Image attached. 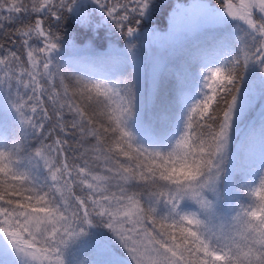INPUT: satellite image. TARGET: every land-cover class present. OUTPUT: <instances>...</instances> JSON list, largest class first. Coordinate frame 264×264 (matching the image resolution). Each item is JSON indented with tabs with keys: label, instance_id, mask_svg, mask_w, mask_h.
I'll list each match as a JSON object with an SVG mask.
<instances>
[{
	"label": "snow or ice",
	"instance_id": "1",
	"mask_svg": "<svg viewBox=\"0 0 264 264\" xmlns=\"http://www.w3.org/2000/svg\"><path fill=\"white\" fill-rule=\"evenodd\" d=\"M0 264H264V0H0Z\"/></svg>",
	"mask_w": 264,
	"mask_h": 264
},
{
	"label": "rangeland",
	"instance_id": "2",
	"mask_svg": "<svg viewBox=\"0 0 264 264\" xmlns=\"http://www.w3.org/2000/svg\"><path fill=\"white\" fill-rule=\"evenodd\" d=\"M183 1V0H182ZM189 3H191L192 1H188ZM167 24V20L165 19L164 22L161 23V25H159V27H165Z\"/></svg>",
	"mask_w": 264,
	"mask_h": 264
},
{
	"label": "trees",
	"instance_id": "3",
	"mask_svg": "<svg viewBox=\"0 0 264 264\" xmlns=\"http://www.w3.org/2000/svg\"><path fill=\"white\" fill-rule=\"evenodd\" d=\"M188 1H192V0H188ZM171 2L175 3V2H176V0H171ZM181 2H183V1L181 0ZM164 21H165V20H164ZM164 21H161V22H160V21H158V22H157V25H158V26H159V25H161V23H162V22H164Z\"/></svg>",
	"mask_w": 264,
	"mask_h": 264
}]
</instances>
